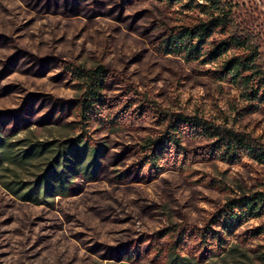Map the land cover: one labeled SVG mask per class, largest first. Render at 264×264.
<instances>
[{
  "label": "rangeland",
  "instance_id": "obj_1",
  "mask_svg": "<svg viewBox=\"0 0 264 264\" xmlns=\"http://www.w3.org/2000/svg\"><path fill=\"white\" fill-rule=\"evenodd\" d=\"M253 1L264 15V0ZM175 18L157 0H0L1 133L27 144L78 132L70 125L82 120L69 69L103 64L105 122L90 115L85 130L109 145L98 175L77 177L69 196L48 198L51 207L19 200L1 184L31 180L46 158L3 165L0 264H165L172 246L199 264H264V216L230 234L218 218L242 196L264 191V165L246 156L222 160L185 124L180 147L167 145L156 163L139 152L144 138L163 130L154 112L141 111L148 98L172 118L211 114L234 95L195 63L155 51ZM239 123L264 143V107Z\"/></svg>",
  "mask_w": 264,
  "mask_h": 264
},
{
  "label": "trees",
  "instance_id": "obj_2",
  "mask_svg": "<svg viewBox=\"0 0 264 264\" xmlns=\"http://www.w3.org/2000/svg\"><path fill=\"white\" fill-rule=\"evenodd\" d=\"M174 14V24L166 26L155 51L176 56L201 67L200 73L233 92L223 107L215 106L211 114L186 112L168 117L151 98L141 104V111L154 112L162 132L147 136L139 152L147 163H156L159 151L169 144L180 147L177 132L182 124L212 141L211 154L235 163L242 156L264 165V143L260 137L240 126L245 115L264 107V15L253 0H157ZM108 70L103 64L90 69L70 68L77 92V116L82 121L70 125L78 132L59 142H10L0 131V169L5 164L27 167L38 159L47 164L29 180L13 179L2 186L19 200L52 206L48 198L67 197L77 177L93 180L109 151L107 142L93 138L85 130L86 121L104 124L99 108L105 104L103 94ZM148 97L146 94H143ZM229 95H231L229 93ZM79 123L81 125H79ZM79 125V126H77ZM112 133L116 130L109 128ZM17 145L21 148L15 149ZM158 168V167H156ZM159 169V168H158ZM1 178V177H0ZM264 216V191L242 196L218 215L224 233H232L251 218ZM261 227L258 228V231ZM219 241H225L217 236ZM165 264H199L182 255L175 246L166 251Z\"/></svg>",
  "mask_w": 264,
  "mask_h": 264
}]
</instances>
